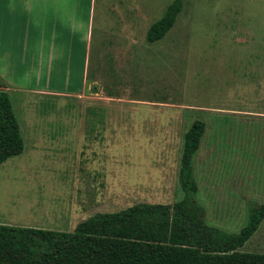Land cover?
<instances>
[{
    "label": "rangeland",
    "instance_id": "1",
    "mask_svg": "<svg viewBox=\"0 0 264 264\" xmlns=\"http://www.w3.org/2000/svg\"><path fill=\"white\" fill-rule=\"evenodd\" d=\"M77 1L64 36L86 27L90 0ZM173 1L93 0L79 95L4 90L23 150L0 165V224L72 231L97 213L178 202L194 120L205 124L192 160L205 224L235 235L264 203V0H182L171 29L148 43ZM33 52L21 66L14 57L12 77L26 87ZM238 251L264 254V219Z\"/></svg>",
    "mask_w": 264,
    "mask_h": 264
},
{
    "label": "trees",
    "instance_id": "2",
    "mask_svg": "<svg viewBox=\"0 0 264 264\" xmlns=\"http://www.w3.org/2000/svg\"><path fill=\"white\" fill-rule=\"evenodd\" d=\"M182 0L169 4L146 32L156 42L173 26ZM205 124L194 120L183 135L178 185L183 197L172 205L139 203L97 213L72 231L0 224V264H264V254L239 252L264 219L254 207L240 231L224 236L207 226L195 201V156ZM23 139L9 94L0 89V165L19 155Z\"/></svg>",
    "mask_w": 264,
    "mask_h": 264
},
{
    "label": "crops",
    "instance_id": "3",
    "mask_svg": "<svg viewBox=\"0 0 264 264\" xmlns=\"http://www.w3.org/2000/svg\"><path fill=\"white\" fill-rule=\"evenodd\" d=\"M92 7L93 0H90L86 27L81 36H76L78 23L67 27V35L64 36L65 29L60 22L76 19L77 0H0V89L45 95L51 91L62 96L75 88L78 90L75 96L79 95L88 81V75H84L91 45ZM30 50L34 51L31 56L35 61L32 59L33 67L29 65V69L24 71L33 84L26 87L12 77L15 73L14 57H21L19 66L24 65ZM78 72L81 73L79 84L70 85L72 74Z\"/></svg>",
    "mask_w": 264,
    "mask_h": 264
}]
</instances>
